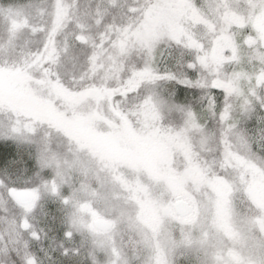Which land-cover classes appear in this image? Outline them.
<instances>
[{
    "label": "snow or ice",
    "instance_id": "snow-or-ice-1",
    "mask_svg": "<svg viewBox=\"0 0 264 264\" xmlns=\"http://www.w3.org/2000/svg\"><path fill=\"white\" fill-rule=\"evenodd\" d=\"M227 6L224 0H179V2L172 0V3L167 5L159 3L158 0L155 3L149 0L145 8L146 11L156 7L191 9L214 20ZM244 7L246 11L252 10L254 13L264 9V0H258V4L251 8L247 5ZM130 10L132 9H129L123 0H100L95 4L91 0L86 4H81L80 0H42L41 3L0 8V49L5 53V59L0 60V74L14 71L22 72L27 77L29 68L37 59L60 67L63 57L71 56L81 66H87L93 73L100 74L99 86L79 93L81 95L93 93L99 107L101 101L110 100L114 94L110 82L119 77L120 82L124 83L123 78L127 76L128 84L135 82L137 85L136 91L141 87L144 88L154 111L158 112L162 119L165 113L178 117L179 124L174 125L176 134L196 130L202 137V143L210 141L215 145L216 154L222 161L237 164L239 174L245 166L264 172V115H257L258 112H264V48L253 53L258 60L253 59L251 62L253 73L257 69L261 70L259 76L253 74L250 83L244 86L243 91H239L231 83L222 88L217 87V79L213 78L211 93L201 97L202 101L207 102V107L198 110L193 105L182 103L177 99L183 89L207 88V82H202L197 75L200 68H208L203 64L201 53L185 44L183 47L190 55L186 56L182 52L177 58V67L181 69L179 72L166 70L160 73L154 67V48L151 47L142 64L139 61H129L126 57L130 53L123 45L120 46L118 53L112 55L104 53L108 59L101 64V70H97V49L102 51L104 47L102 40L97 39L101 26L103 25L105 34L108 29L114 30L117 27L116 21ZM21 16L26 17L32 25L29 30L32 35L41 34L35 52L31 49L21 50L20 53L16 51V41L23 34V30H18L12 18ZM109 18L110 22L106 23ZM57 20L64 22L59 34L65 37V40L62 45L56 42V46L49 50V46L53 43V35L58 31L54 23ZM93 29L96 30L95 34ZM196 32L204 36L206 29L197 26ZM243 35L254 34L250 29H246ZM69 37L71 43L68 42ZM176 43L178 46L181 45L179 41ZM205 43L207 44L206 39ZM248 51L251 53V49ZM216 75L219 76V73ZM162 79L173 81L178 85L175 94L170 97L160 95L156 86ZM0 111L9 114V123L0 124V140L15 142L17 145L34 146V152L30 151L27 159H24L19 149L15 154L9 150H0V199L13 207H22L15 198L16 193L36 194L32 206L25 209L26 215L32 213L35 207L42 206L45 201L52 200L60 205V210L64 213L60 229L64 238L71 240L76 234L84 235L78 206L84 198L98 205L103 204L105 207L111 203L108 190L109 165L91 156L85 158L86 154L79 148L74 149L71 157L60 153L51 143V133L62 134L59 129L51 124L39 123L40 126L50 130V135L47 139L37 140L34 138L36 128L32 123L15 114L6 104L0 103ZM111 111L115 113L114 117L121 114L115 108ZM201 112L208 115L204 117ZM204 119H207V123L203 122ZM171 131L169 129V133ZM69 142L71 143V140ZM90 178H94V186ZM240 183L242 187L238 194L239 198L248 205L249 209L256 210L247 194L245 183L241 180ZM213 207L214 204L210 205L204 212L198 207L191 227L173 226V238L166 246L163 259L158 254L155 257L145 256L144 247L138 248L133 257L127 252L114 257L108 241L119 235L121 225L124 223L122 216H116L111 235L100 241L104 255L101 257L94 249L92 264H175L171 256L180 248L185 250V254L195 253V261H190L189 264H222L218 256L228 245H225L224 237L218 231ZM236 215L239 214L234 213V216ZM257 216H259L258 211L240 216L236 238L230 242V247L235 250L237 258L229 264H264V222H257L255 219ZM25 228H28L27 224ZM29 231L31 232V229ZM176 231L180 233L178 240L175 239ZM18 233L19 226L15 222H10L5 233L4 247L0 250L7 254L10 244L14 247L18 243L14 238ZM34 238L39 239V232H36ZM149 243L145 242V247ZM63 255L68 256L69 251L65 249ZM86 259L73 261L71 264H86ZM8 264H39V262L34 257L21 256L17 249V256L10 257Z\"/></svg>",
    "mask_w": 264,
    "mask_h": 264
},
{
    "label": "rangeland",
    "instance_id": "rangeland-1",
    "mask_svg": "<svg viewBox=\"0 0 264 264\" xmlns=\"http://www.w3.org/2000/svg\"><path fill=\"white\" fill-rule=\"evenodd\" d=\"M42 0H0V8L7 9L9 5H27L41 3ZM88 0H80L86 4ZM93 4L100 0H91ZM167 5L172 0H158ZM179 2V0H177ZM228 5L220 16L210 20L191 9H176L169 7H156L144 13L143 23L137 36L142 40L150 41L167 32L173 39L199 51L203 64L214 68L216 73L226 70L230 75L225 79H217V87H225L229 83L239 91L250 83V77L260 75L261 70L255 73L251 70V62L257 59L253 53L264 48V9L255 11L245 10V5L258 4V0H224ZM23 34L16 41L17 53L27 50L31 43L30 28L32 25L26 17L12 18ZM110 22L106 21V23ZM58 28L53 35V43L49 50L56 46V42L63 44L65 37L59 34L63 29V20L54 22ZM197 26L206 29L204 38L197 35ZM250 29L252 36L243 35ZM93 29V34H95ZM103 32V25L100 33ZM58 35L56 41L54 37ZM207 40V44L205 43ZM71 43V38H68ZM251 49V53L248 51ZM5 59V53L0 49V60ZM102 65L97 64V70ZM0 103L10 106L15 114L21 118L37 123L51 124L61 131L75 147L64 152L71 157L75 148L98 161L109 165L108 190L111 203L105 207L95 204L89 199L81 200L79 214L83 221L84 235L76 234L73 239L64 238L61 229V218L64 215L60 205L47 200L42 206L35 207L30 214L25 209L32 206L36 194L31 192H18L15 198L22 207H13L10 203L0 199V249L4 247L5 233L10 222L19 226V233L14 237L18 243L5 254L0 250V264H8L11 258L17 256V249L23 257H34L39 264H71L73 261H83L92 264L93 250H97L103 257L100 241L111 235L114 227V217L122 216L124 223L118 236H114L108 243L113 249V256L127 252L130 257L136 255L138 248L144 247V255L155 257L157 254L164 258L166 246L172 240L173 226L191 227L195 219L197 204L190 192L191 186H206L216 196L213 214L217 218L218 231L228 245L218 258L222 264H229L235 260V250L230 247V242L236 238V228L240 216L246 209L239 201L233 205L232 187L229 182L221 177L210 179L204 171L192 161L191 141L187 132L182 134L164 133L159 128L151 125L158 119V113L152 108L142 113V119L149 131H139L133 127L127 117L120 114L112 118L101 107L92 108L88 104L93 93L81 95L69 92L68 95L54 96L52 89L28 80L7 81L5 74H0ZM34 78V77H33ZM35 79V78H34ZM37 86H36V85ZM59 99V101L55 100ZM57 101V102H56ZM238 102V101H237ZM48 109L42 110L43 107ZM50 108V109H49ZM115 116V113H113ZM9 118V114L0 111V122ZM59 125V126H58ZM196 131V130H191ZM2 143V142H0ZM54 147V145H53ZM9 150L15 154L12 148ZM181 152L188 166L179 171L172 166L174 154ZM27 159L26 155H23ZM93 180L94 178H90ZM240 180L246 185V191L253 206L259 212L264 207V172L245 166ZM27 193L29 198L20 200L18 196ZM184 200L192 206L190 214L179 215L174 205L177 201ZM234 213L239 215L234 216ZM259 216L255 219L261 222ZM96 219H104L110 223L108 229H100L94 225ZM259 220V221H258ZM25 224L28 228H25ZM66 227V225H65ZM31 229V232L29 231ZM39 232V239H35ZM180 238L179 231L175 232V239ZM145 242H150L145 247ZM67 249L68 256L63 252ZM171 259L175 264H189L195 261L194 252L185 254L183 248L178 249Z\"/></svg>",
    "mask_w": 264,
    "mask_h": 264
},
{
    "label": "clouds",
    "instance_id": "clouds-1",
    "mask_svg": "<svg viewBox=\"0 0 264 264\" xmlns=\"http://www.w3.org/2000/svg\"><path fill=\"white\" fill-rule=\"evenodd\" d=\"M123 2L128 5L129 9L132 10L127 11L121 19L116 21L117 27L114 30L108 29L106 34L103 31L97 37L98 40H102L104 45L102 51L97 49V64H103L107 61L108 57L105 56L104 53H109V55L118 53L121 45H123L130 53L126 59L132 62L139 61L142 64L143 60L147 58L148 49L151 47L154 48V67L158 69L160 73H164L166 70L179 72L181 69L177 67V58L182 52L185 53L186 56L190 55L188 50L183 47L182 43L178 46L176 40L173 39L167 32H162L159 36L150 41L142 40L137 36V33L141 29V25L143 23L144 13L147 10L145 5L149 4V0H123ZM151 2L155 3L156 0H151ZM197 35L202 39L204 38L200 32H197ZM49 47L51 48V46ZM29 73L36 80L58 81L73 93H81L93 87L99 86L100 74L93 73V71L87 66H81L75 62L71 56L63 57L60 67H56L46 61L37 59L29 68ZM197 75L202 82H207V88L204 90L183 89L177 96V99L182 103L193 105L198 110H201L202 108L207 107V102L202 101L201 97L206 93H211V82L213 78L221 79L222 77L230 74L227 73L226 70H221L219 76H217L214 68H200ZM123 79L124 83L120 82L119 77L110 82V87L114 90V94L110 100L105 99L101 101L100 107L109 116L117 119L113 116L111 111L115 108L123 113V115L127 117L128 121H130L133 127L137 130L145 132L149 131L150 129L145 127L142 119V113L146 109H153L148 93L143 87H141L139 91H136L135 89L137 88V85L135 82L128 84L127 81L129 78L127 76ZM156 87L161 96L170 97L176 93L178 85H176L173 81L162 79L158 81ZM88 104L92 108L97 107V101L94 98H90L88 100ZM201 115L206 117L208 114L201 112ZM257 115H264V112H258ZM25 121L32 123V125L36 128L35 139L44 140L49 137L50 130L47 127L40 126L39 123L34 121ZM203 122L207 123V119H204ZM8 123L9 118L0 122V124ZM117 123H119L118 119ZM177 124H179L177 116L165 113L162 119L161 115L158 113V119L152 123L151 127L159 128L164 133H169V129H171V133H175L174 125ZM187 136L191 141L192 161L195 162L210 179L221 177L229 182L232 187L233 205L235 206V202L239 201L246 209V214L257 211L255 209H249L248 205L239 198L238 194L242 185L240 183L241 174L238 173L237 164L235 162L228 163L222 161L216 154L215 145H213L210 141L208 143H202V137L196 131L187 132ZM51 137L52 147L54 145L53 148L57 151L63 149L66 153L71 150V148L75 147L74 145H71L66 138L62 137V135L51 133ZM0 142H2L0 143V147L4 149L12 148L15 151L19 149L20 154L26 155L27 158L30 151L34 152V146L32 145H17L15 142H8L4 140H0ZM257 151H260V149H257ZM172 166L179 171H183L188 166V161H186L181 152L176 151L172 161ZM189 190L201 212L206 211L216 200L215 194L206 186H191Z\"/></svg>",
    "mask_w": 264,
    "mask_h": 264
},
{
    "label": "trees",
    "instance_id": "trees-1",
    "mask_svg": "<svg viewBox=\"0 0 264 264\" xmlns=\"http://www.w3.org/2000/svg\"><path fill=\"white\" fill-rule=\"evenodd\" d=\"M57 38H58V35H56L54 37V41H56ZM30 39H31V43L27 47H28V49H31L33 52H35L36 48L38 46L37 42L41 40V34H39V33L36 34V35H32L31 34L30 35ZM4 74L5 75L3 77H5L7 79V81H10V83L13 82V81H18V80H24V81L28 80V82H32L33 81V83H36V84L38 83L39 85H43V86L46 85L47 88L49 86L50 89H52V91L54 93V96H57V98L61 97V96H64V94L65 95L69 94V92L66 91V88L62 84H60L58 81L36 80V79L33 78V76L30 75V73H29V75L27 77H25V75L22 72L18 73V72H14L13 71V72H8V73H4ZM0 77H2V75H0ZM59 99H61V98H59ZM59 99L55 98V100H57V101H59ZM46 109H48V108L45 107V106L42 108L43 111L46 110ZM259 213H260V217H259L260 221L264 222V207L259 211Z\"/></svg>",
    "mask_w": 264,
    "mask_h": 264
},
{
    "label": "water",
    "instance_id": "water-1",
    "mask_svg": "<svg viewBox=\"0 0 264 264\" xmlns=\"http://www.w3.org/2000/svg\"><path fill=\"white\" fill-rule=\"evenodd\" d=\"M30 195L27 194V193H21L18 198L20 200H24V199H27L29 198ZM174 208L176 210V212L179 214V215H182V216H185L187 214H190L191 211H192V206L184 201V200H179L175 203L174 205ZM94 225L100 229H108L110 227V223L105 221L104 219H96L95 222H94Z\"/></svg>",
    "mask_w": 264,
    "mask_h": 264
}]
</instances>
